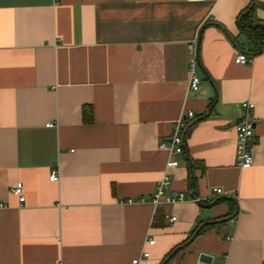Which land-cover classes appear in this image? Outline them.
I'll use <instances>...</instances> for the list:
<instances>
[{
  "label": "crops",
  "instance_id": "0c3cea01",
  "mask_svg": "<svg viewBox=\"0 0 264 264\" xmlns=\"http://www.w3.org/2000/svg\"><path fill=\"white\" fill-rule=\"evenodd\" d=\"M252 1L0 0V264H131L143 250L141 264H198L201 253L264 264V48L239 21ZM245 101L248 169L235 154ZM186 111L197 116L171 184L185 200L156 206L170 157L160 140Z\"/></svg>",
  "mask_w": 264,
  "mask_h": 264
},
{
  "label": "built area",
  "instance_id": "2783aa9c",
  "mask_svg": "<svg viewBox=\"0 0 264 264\" xmlns=\"http://www.w3.org/2000/svg\"><path fill=\"white\" fill-rule=\"evenodd\" d=\"M216 1V0H211ZM197 47L196 44L190 46V53H192V58L189 63L190 68V90H198L201 85V78L199 76V67L197 60ZM236 63H248L251 62V59L245 53H239L235 60ZM243 110H245L244 117L238 121L237 129V144H236V164L240 168L248 169L254 164V154L252 149L254 143L256 142V133H255V120L253 117L254 102H243ZM197 116L196 111H186L183 112L180 118L173 124V132L171 136L166 140H160L159 148L168 152L170 156L166 166L165 173L158 180L155 191L151 196V200L156 206H161L168 203H175L177 201L185 200L184 194L173 192L172 189V172L175 168L180 165V161L176 158L181 156L185 150V133L189 128V125L192 121L195 120ZM54 123L49 122L47 126H53ZM50 180L59 181L60 174L57 168L51 171ZM12 193L18 198L20 204L26 201V194L24 189V183L18 182L12 188ZM217 193L222 194L223 190L221 188L217 189ZM143 200V199H140ZM131 201V200H129ZM139 201V200H138ZM7 204L0 200V208L6 207ZM177 219L176 216L170 217V221L174 222ZM155 239L151 238L148 243L154 244ZM150 255L148 250H143L140 256L133 258L131 264H141L144 259H147Z\"/></svg>",
  "mask_w": 264,
  "mask_h": 264
},
{
  "label": "trees",
  "instance_id": "16d2710c",
  "mask_svg": "<svg viewBox=\"0 0 264 264\" xmlns=\"http://www.w3.org/2000/svg\"><path fill=\"white\" fill-rule=\"evenodd\" d=\"M261 7L262 5L258 0H253L252 3L250 4V7H248L247 10L241 13L240 19H239V21L241 22V27L243 31L248 33L251 39L257 44L258 49L256 53L262 52V49L264 48V21L259 19L256 15L257 10ZM92 120H93V114L92 116L86 117L87 122H92ZM235 213L236 212L233 211L231 212L230 215L236 216ZM216 224L223 225L224 223H216ZM205 227H210V226L207 225ZM205 227L198 233V235L205 231ZM196 231L197 230H195L186 241H188L195 234ZM178 247H177L178 249L182 248L181 246H178ZM175 249H173L171 253L175 251Z\"/></svg>",
  "mask_w": 264,
  "mask_h": 264
},
{
  "label": "water",
  "instance_id": "95a60500",
  "mask_svg": "<svg viewBox=\"0 0 264 264\" xmlns=\"http://www.w3.org/2000/svg\"><path fill=\"white\" fill-rule=\"evenodd\" d=\"M196 53H197V60H198V62H199V64H200L199 53H198V52H196ZM254 124H255V123H254ZM255 126H256V124H255ZM227 219H233V216L227 217ZM227 219H226V220H227ZM203 226H204V225H201V226L198 227L197 231H196L195 234H194V235L188 240V242H189V241H192L193 239H195V238L197 237L198 233L203 229ZM212 262H213V257H211L210 255L205 254V253H201V254L199 255V262H198V264H211Z\"/></svg>",
  "mask_w": 264,
  "mask_h": 264
}]
</instances>
